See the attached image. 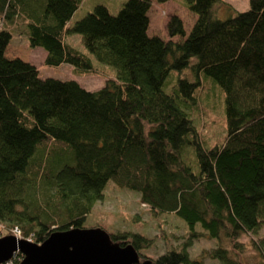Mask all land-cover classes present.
Here are the masks:
<instances>
[{
  "label": "trees",
  "instance_id": "1",
  "mask_svg": "<svg viewBox=\"0 0 264 264\" xmlns=\"http://www.w3.org/2000/svg\"><path fill=\"white\" fill-rule=\"evenodd\" d=\"M175 1L195 18L186 34L170 16L164 40L148 35L150 0H126L116 15L97 5L73 24L83 0H0L1 226L36 244L84 228L111 184L135 193L151 218L172 214L184 224L176 244L154 257L145 250L158 236L99 226L140 260L204 264L188 254L203 237L216 242L207 253L216 264H264L255 236L264 225V0L241 12L223 0ZM221 7L231 9L225 19ZM15 21L29 47L43 49L44 64L101 76L109 67L114 77L96 91L40 77L30 62L6 56ZM72 34L98 68L67 41ZM215 91L221 112L210 117L201 99ZM201 115L221 118L222 135L209 145ZM242 236L255 251L251 263ZM14 255L4 264H20Z\"/></svg>",
  "mask_w": 264,
  "mask_h": 264
},
{
  "label": "rangeland",
  "instance_id": "2",
  "mask_svg": "<svg viewBox=\"0 0 264 264\" xmlns=\"http://www.w3.org/2000/svg\"><path fill=\"white\" fill-rule=\"evenodd\" d=\"M125 1L126 0H83L81 6L74 13L69 23L73 24L75 21L80 20L87 13L91 12L97 5H104L111 15H116ZM150 1L151 8L148 12V35H155L164 40H168L169 38L166 33V24L169 17L172 15L177 16L181 20L185 33H188L190 27L193 25V17L195 18L192 13L188 12L183 7H180L177 3H175V0ZM223 1L231 5V9L235 11L241 12L248 9V0ZM231 9L228 10L226 7H221L217 12V16L220 19H225L231 14ZM20 24V22L15 21L12 26L8 27L11 33V38L7 46L6 56L20 57L21 59L30 62L37 68L40 77L53 78L62 81L74 80L88 91H96L101 88L104 85L107 73L106 77H114V73L109 67H104L107 73L104 76H101L100 74H78L77 71L68 64H61L59 66H49L44 64L45 53L43 49L29 47L27 38L23 35L21 28H19ZM179 39V37L171 38L173 42L178 41ZM67 41L80 51L88 54L81 44L80 36L78 34L68 36ZM88 55L91 57L94 65H97L96 68H98V65L101 64L97 63L90 54ZM186 75L187 77H190L188 72H186ZM217 93L218 92L215 91L211 96L210 94L206 96L209 100L206 97L201 99L203 106L207 110L209 109L208 111L210 113V117L215 111H218L219 115L221 112V105L219 103V101H221V96ZM211 104L216 105L215 109L212 108ZM208 119L209 118H206L205 115H201L199 118L201 126L203 127V133L205 134L204 138L206 144L209 145L215 139V136H221L222 134L221 118L218 117L216 120L210 118V121ZM210 122L213 123L210 125ZM103 193V200L96 203L92 214L88 217L86 224L84 225V228H96L102 226L105 229H108L109 232L117 229H123L125 231L138 230L144 232L149 237L158 236L154 240V246L145 250V253L150 257L160 255L163 253L164 248L168 245H175L177 239L185 232L184 224L172 214L161 215L157 219L151 218L148 209L138 202V196L133 192L118 190L113 185L108 184ZM158 222H160V225L162 226L164 237H160L161 234L156 235L158 234V230L156 228ZM0 230V238L8 236L10 233L5 226L0 225ZM255 236L258 241L262 242L264 250V225L257 231ZM239 240L243 245V259L246 262L251 263L255 259L253 246L247 237L242 236ZM224 243L223 245H225ZM215 246V240H209L203 237L199 239L197 238L192 240V243L188 248V254L191 258L198 259L203 256L204 264H216V262L207 258V253L215 248ZM147 260L150 261L149 259H139L140 262Z\"/></svg>",
  "mask_w": 264,
  "mask_h": 264
},
{
  "label": "water",
  "instance_id": "3",
  "mask_svg": "<svg viewBox=\"0 0 264 264\" xmlns=\"http://www.w3.org/2000/svg\"><path fill=\"white\" fill-rule=\"evenodd\" d=\"M16 252L22 255L20 264H150L140 262L131 245L112 242L100 227L54 232L40 244L11 235L0 238V264Z\"/></svg>",
  "mask_w": 264,
  "mask_h": 264
},
{
  "label": "built area",
  "instance_id": "4",
  "mask_svg": "<svg viewBox=\"0 0 264 264\" xmlns=\"http://www.w3.org/2000/svg\"><path fill=\"white\" fill-rule=\"evenodd\" d=\"M1 232V230H0ZM1 234V233H0ZM10 235L15 237L16 239H22L20 235V231L17 228H13L10 230ZM29 241V240H28Z\"/></svg>",
  "mask_w": 264,
  "mask_h": 264
}]
</instances>
